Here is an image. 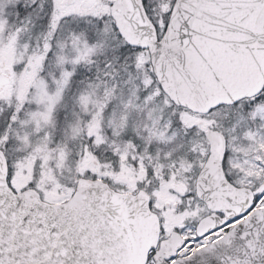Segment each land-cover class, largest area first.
I'll list each match as a JSON object with an SVG mask.
<instances>
[{
	"label": "snow or ice",
	"instance_id": "6c2138e0",
	"mask_svg": "<svg viewBox=\"0 0 264 264\" xmlns=\"http://www.w3.org/2000/svg\"><path fill=\"white\" fill-rule=\"evenodd\" d=\"M0 264H264V0H0Z\"/></svg>",
	"mask_w": 264,
	"mask_h": 264
}]
</instances>
